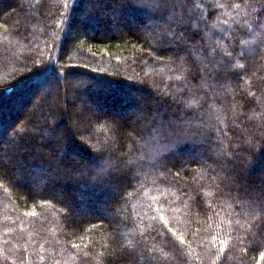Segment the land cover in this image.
Here are the masks:
<instances>
[{"label":"trees","instance_id":"16d2710c","mask_svg":"<svg viewBox=\"0 0 264 264\" xmlns=\"http://www.w3.org/2000/svg\"><path fill=\"white\" fill-rule=\"evenodd\" d=\"M26 4V18L4 21L3 11ZM0 7V129L22 117L34 86L66 74L74 78L55 101L66 104L68 87L87 98L86 108L120 120L97 130L94 153L69 140L70 131L52 130L63 139L55 151L62 171L81 173L63 181L64 200L0 168V264H264V194L251 175L264 161V0H0ZM75 25L83 32L72 51ZM35 55L36 69L15 84ZM122 100L147 121L131 127ZM192 150L206 155L175 158ZM72 151L93 165L66 162ZM10 153L27 163L24 179L59 168L45 152L31 162L18 147ZM124 160L132 161L126 172H114ZM112 181L118 193L108 189ZM78 195L88 211L64 212L63 202ZM103 200L124 203V211L93 218ZM98 225L105 236L96 252L89 237L78 238Z\"/></svg>","mask_w":264,"mask_h":264},{"label":"rangeland","instance_id":"374dc122","mask_svg":"<svg viewBox=\"0 0 264 264\" xmlns=\"http://www.w3.org/2000/svg\"><path fill=\"white\" fill-rule=\"evenodd\" d=\"M11 1V0H10ZM6 6H9L10 4H5ZM15 9L9 7V11L11 14H8L9 11H3V18L5 22H12V18H16L15 16H19V19L26 18V15L29 14V11L32 9L30 8L28 4L25 5V10L14 7ZM89 8V7H88ZM1 10V7H0ZM90 10V9H89ZM87 12L83 11L85 14H80L79 17L83 20H85L87 17L86 15L91 14L86 10ZM85 15V16H84ZM116 15V14H115ZM18 22V21H16ZM90 24H92V21H90V18L88 20ZM149 22V21H148ZM146 22V23H148ZM76 26V25H75ZM78 27H81V25H77L76 27L70 28V34L68 35V43H66V47H71L72 51L74 50L73 47L77 45L75 42L72 44L73 41H76L74 36L76 34H80L83 32L82 29L78 31ZM134 27V26H133ZM139 28V30L147 35L150 36V33L146 28H144V25L138 24L135 26ZM83 28V27H82ZM111 31H116L114 27L111 26ZM72 39V41H71ZM79 44V43H78ZM65 46V45H64ZM39 56L35 55L33 57L34 62H28L25 68L21 67L19 68V73L17 74V78L15 79V84L18 83V80H24L28 77L29 74H31L36 68L38 61L37 58ZM67 69V68H66ZM141 76V75H140ZM139 75L137 77H140ZM74 78L72 74H66L65 77L59 78L57 83H54L52 80L53 78H50L49 80H46L42 83H38L37 86H34L32 89L33 95L28 100L26 105L23 108V115L19 120L13 125H10L5 131L3 129H0V135L2 133V136L0 137V168H6L7 172L12 175V177H15L19 182H22L23 184H26L36 190L37 192H43V190L49 189L55 192V195L64 200L63 195L61 193L59 194V190L63 189V181L66 180L69 177L79 176L81 173H79L75 168L74 170L67 169L66 171H62V168L60 167L59 158L61 157L60 153L55 154L56 149L60 151V148H58L61 143L60 140L56 138L57 133L52 135V132H55V129L58 133H64L66 131H70L72 135H70L69 140L72 138L77 140L79 143H81L84 147L88 148L90 152H96V141H97V135L96 132L99 129H103L105 126H110L111 119L119 122L120 120H117V118L113 117L112 114H109L107 112H100L96 108H94L92 105L89 108H86L85 105H89L90 102H88L86 97H73L72 92L66 88V96L67 101L66 104L64 100L58 101L53 99L55 97V92H58L59 90L62 91L63 87L67 86V83H69L70 79ZM80 80L75 82V89H78V87H82L80 85ZM141 83V82H140ZM112 85V84H111ZM111 85L107 86L106 88L109 89V91H117L114 88L111 89ZM113 87V86H112ZM120 90L122 91H130L129 87H122ZM16 100L13 102L8 103V105H15ZM76 109H74V104ZM72 104V105H71ZM58 105L62 106V112L61 113H54L56 107ZM122 105H124V109H127V113H123L121 115H128L130 119L131 127L135 126L136 124H142L147 121L146 118H148V114L145 113H138L135 110H128L129 105H127V102H124L122 100ZM40 106L44 108V111L42 113L39 112ZM10 108V107H9ZM6 115V114H5ZM3 115V116H5ZM96 115L98 116V123L96 122ZM120 115V114H119ZM1 116V115H0ZM0 117V121L2 120V117ZM145 119V120H144ZM60 120V122H59ZM105 122V123H104ZM48 123V124H47ZM135 123V124H134ZM47 124V125H46ZM101 124V125H100ZM133 124V125H132ZM44 126V128H42ZM45 127L49 128V130L45 131ZM22 130L24 131H30L32 136L28 138H24L23 140H19L18 136L16 135L18 132L21 133ZM44 130V131H43ZM53 130V131H52ZM54 137V138H52ZM60 140V141H59ZM112 136H108V141H112ZM52 141V142H51ZM18 147L21 152H24L26 155V160L31 162V160L37 158L38 154L41 152H45L46 155H49L50 159L53 160L51 164L59 165L58 169H55V166L48 167L47 169L44 167L43 170H33L30 173V177L28 179L23 178V173L28 170L27 163H24L23 161L16 160L13 157H11L12 153H10L11 148ZM181 154V153H180ZM179 152L176 151L175 158L179 162H185L188 159H191L193 156H196L197 158H202L203 155H206L205 151L202 152H194L187 151L186 153H183V157ZM57 157V159H56ZM66 162L70 164H76L80 165L81 167L88 169L90 166L93 165L92 158L90 156H83L82 154L78 153L77 151H72L68 154L66 157ZM132 164L131 160H124L123 162H117L115 164V170L114 172H123L128 168V165ZM262 167L259 168L257 175L251 174L252 176H257L255 178V183L258 184L259 189L261 190L260 193L264 194V183L261 182L262 177L264 175V161L261 163ZM102 166H106V162L102 164ZM77 167V166H76ZM111 168V167H109ZM36 172V173H35ZM85 173L88 171L84 170ZM100 172V171H99ZM126 172V171H125ZM40 184V187H35V184ZM108 189L111 192L118 193L120 190L121 185H119L116 182L108 183L107 185ZM37 188V189H36ZM243 189V188H242ZM241 189V190H242ZM242 192V191H241ZM58 193V194H57ZM93 200V199H92ZM94 201V200H93ZM66 204V209H64V212H74L77 215L84 214L88 211L87 205L85 200L81 195H78L75 201L71 202H63ZM89 203V202H88ZM124 203H120L119 206H116L112 201H101L100 204L97 205L93 209V212H91L93 215V218H100V217H114L118 213H122L124 211ZM76 215V216H77ZM103 226H92L90 227L87 232L81 237L78 238L81 242H84V239H87L89 237V240L93 242V246H91L94 251L96 252L101 251L104 249V232L102 231ZM91 252H85L87 256H91V258H95L94 255L96 254Z\"/></svg>","mask_w":264,"mask_h":264},{"label":"snow or ice","instance_id":"6c2138e0","mask_svg":"<svg viewBox=\"0 0 264 264\" xmlns=\"http://www.w3.org/2000/svg\"><path fill=\"white\" fill-rule=\"evenodd\" d=\"M193 63H195V61H193Z\"/></svg>","mask_w":264,"mask_h":264}]
</instances>
